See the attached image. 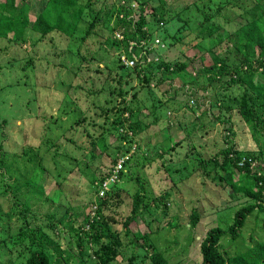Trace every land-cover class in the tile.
I'll use <instances>...</instances> for the list:
<instances>
[{"label":"trees","instance_id":"trees-1","mask_svg":"<svg viewBox=\"0 0 264 264\" xmlns=\"http://www.w3.org/2000/svg\"><path fill=\"white\" fill-rule=\"evenodd\" d=\"M149 2L156 10L152 20L147 17ZM219 2L215 11L207 12L197 27V43L185 44L206 49L213 60L212 64L207 61V54L201 57L194 55L198 59L197 63L190 59L188 63L177 66L166 60L162 51L178 46L183 40L179 36H170L171 40L167 42L168 22L172 21V26L183 22L179 11L172 13L174 1L119 0L120 5L112 2L113 8L101 24L102 28L109 31L106 42L110 51L119 52V56L111 63L107 62L104 69L96 66L92 70L90 63L96 58L88 55L90 52L84 48L89 38L97 33L95 30L100 19L94 7L99 4V0H46L43 8H39L34 16L31 15L32 6L28 0H0L1 39L10 40L13 44L30 43L39 46L48 44V39L54 35L69 38V44L61 52L64 56L61 68L65 72L56 80L60 87L66 88L63 89L64 98L57 92L47 94L46 97L55 112L63 110L64 100L79 104L77 99L72 98L69 92L71 88L75 92L80 88L87 90L90 97L96 95L88 107L79 106L82 116L69 124L61 137L62 142L44 138L52 119L49 121L46 115H40V111L36 120L29 118L35 124H46L43 125L44 134L34 155L38 157L40 167L43 166L47 175L53 178V186L49 185V189L44 187V181L35 187L29 186L28 191L19 196L15 192L11 194V190L21 187L24 182L29 184L31 180L25 177L17 181L12 177L15 182H9L0 192V230L4 227L7 229V235L0 238V264H68L67 261L71 259H78L84 264H137L136 256L139 255L142 256L140 264L147 261L151 264H175L171 261L173 258L170 253L174 252L173 248L177 249L178 242L176 238L173 239L177 232L170 236L167 246L161 239L163 231L173 226L174 222H178L177 227L186 224L180 215L181 207L185 205L190 212L186 220L191 229H196L202 217L201 211L209 216V212L214 209L195 207L194 203L202 202L205 197L196 194L194 189L204 185L206 190L212 182L223 189H229L233 199L244 192V196H249L254 202L241 206L228 228L224 229L220 225L223 228L217 226L209 230L200 246L192 250L189 256H192L193 251L197 253V264H264V240L251 248L255 241L252 235L249 248L240 255L231 254L222 243L224 236H229L233 242L240 240L249 219L253 215L258 219L264 216V151L260 149L264 145V0ZM210 3L217 4L213 0ZM185 5L180 6L181 13L187 7ZM113 20L115 22L112 23ZM162 29L167 33L165 37L160 33ZM116 32L121 33L124 39L114 38ZM158 36L162 37L164 47H151ZM220 47L225 50L223 57L217 52ZM67 51L68 56L65 57ZM123 55L134 60L135 65L127 68L121 60ZM33 61L30 58L27 66L33 67ZM188 65L197 72L196 78L189 80L186 76ZM116 70L126 72L125 76L120 77ZM137 72L142 76L136 75ZM134 77L140 80L139 84L134 83ZM176 77L183 78L193 87L202 78V82L208 86H201L196 91L206 92L208 87L215 90L219 86L225 89L230 80L237 83L243 92L239 95L229 93V102L224 105L220 102L225 100L213 99L204 111L206 120L203 117L201 122L195 119L192 127L187 129L185 139L190 140V152L194 156L188 163L197 165V174L203 178L200 183L197 182L196 173L189 172L186 166L179 167L182 160L174 158L182 147V140L167 147L163 145L165 140L160 136H152L156 143H162L159 156L162 166L158 169L166 173L172 184L164 189L154 184V197H150L148 189L143 185H139L133 194L128 193L129 190L118 185L122 176L117 178L116 174V179H111L115 178L114 171L120 158L130 154L134 136L146 132L152 124H164V129L180 124L177 112L181 108L177 103L182 107L199 108L193 96L179 99L183 103L168 98L153 106L155 99L149 106L143 104L142 99L151 92L152 82L160 87ZM96 87L100 89L94 90ZM142 91L145 93L140 96ZM235 101L236 106L233 105ZM212 109L219 110L220 116L214 118L223 124H232V115L238 112L240 121L249 128L259 154H249L239 148L234 141L232 128L226 132L227 140L220 143V151L212 152L208 149L211 147L206 140L208 138L211 141L212 138L207 123L212 120L214 113H209L210 118L206 115ZM145 110L148 115L141 119ZM100 119H103L102 122ZM90 127H100V131L92 132ZM157 134L161 135V132ZM110 136L128 143L118 145L116 151L110 152ZM103 157L110 159L108 165H103L104 170H91L95 161ZM131 160L129 157L123 165H128ZM47 162L53 171L45 167ZM150 162L156 167L155 158L150 159ZM174 173L178 178L173 177ZM88 180L92 184L88 200L91 202L74 205L70 201L72 194L85 191ZM123 204L128 212L122 210ZM14 219L18 228L13 227ZM171 228L168 229L170 232ZM190 233L193 235L192 231ZM62 238L68 242L66 249L63 248Z\"/></svg>","mask_w":264,"mask_h":264},{"label":"rangeland","instance_id":"rangeland-1","mask_svg":"<svg viewBox=\"0 0 264 264\" xmlns=\"http://www.w3.org/2000/svg\"><path fill=\"white\" fill-rule=\"evenodd\" d=\"M45 1L46 0H37L35 2V0H33L31 2L28 0V3L32 6V16H34V13H36L39 8H43V3H45ZM113 1L120 5L119 0H99V4L94 7V12L98 13V17L100 19L99 25L95 30L97 33L89 38L84 48L85 51L90 52L88 55H92L96 58L95 61L90 63L92 70L96 66L104 69V67L107 66L106 64L111 63L116 56H119V52L110 51L109 45L106 42L109 31L102 28L101 25L105 16H107L113 8ZM172 1L175 2L172 8V13L176 14L179 11L183 22L175 26H172V21L168 22L169 38L167 42H170V36H179L183 40L182 43H178V46L169 48L168 51H162V53L166 55V60L177 66L183 63H188L190 59L197 63L198 59H196L194 55L201 57L202 55L205 56L207 54V61L209 64H212L213 60L206 49H199V46H193V44H185L191 42L194 44L197 43L196 35L199 32L197 27L201 24L207 12L215 11L214 8L221 3L219 2L220 0H213L217 3L216 5H212L210 0ZM184 4H186L185 7H187L181 13L180 6ZM147 6V17L152 20L156 14V10L152 8L154 5L151 2H149ZM211 8H213V10H211ZM113 22L115 21L113 20L112 23ZM186 23L188 25H186ZM160 33H162L163 37L167 35L166 31H163V29ZM79 35H81V33ZM114 38L123 40L124 36L121 33L116 32L114 33ZM155 39H158L159 41L158 43L154 41V43L151 44V47L163 48L164 43L162 41V37L158 36ZM48 40V44H40L37 46L31 45L30 43L20 45L15 43L13 44L10 40L0 38V147H2L0 150V192L7 187L9 182H15L12 177L17 179V181H22L25 177L30 178L31 180L28 182L29 184L24 182L21 187H14L11 190V194L15 192L19 196H22L25 192H27L29 186L35 187V185L40 183L42 184L44 181L46 182L44 187L49 189L51 185L53 186V178L47 175L48 173H46L43 169V166L42 168L40 167L38 157L34 155L38 144L41 143V136L44 132L43 125L46 124H35V122L30 121L29 118L36 120V115L40 111V115H46L49 121L52 119L53 122L49 125L48 132H45L47 136L44 138H50L52 141L62 142L60 141L61 137L63 133L66 132L69 124L73 122L74 119L76 120L82 116V110L80 107H88L90 103L96 99V95H92L90 97L87 90L80 88L77 92H75V90L71 88L69 92L71 93L73 99L78 100L79 104L69 103L68 100H64L63 110L55 112L54 109L51 108L49 102L46 100L47 94L57 92L61 98H64L63 89L66 88L60 87L56 80L63 76V73L65 72L64 69L61 68L62 61L64 60V56L62 57L61 52L64 48H66V45L69 44V38L54 35ZM217 52L220 54V57H223L225 50L220 47L217 48ZM65 55V57L68 56V51ZM151 57L152 56H150V58ZM30 58L34 59L31 63L33 64L31 66L33 67H29V65L27 66V62ZM188 66L186 76L189 80L196 78L197 72L192 70L191 65ZM127 68L129 67L127 66ZM116 73L122 77L125 76L126 72L124 73L116 70ZM136 75L142 76L138 72ZM134 79V83L136 85L140 83V80L137 79V77H134ZM202 81L203 79L200 78L198 85L194 87L191 83L187 84L186 80L181 77H176L172 80L170 79L160 87H157L156 84L152 82L151 92L146 95L145 99H142L143 104H147L149 106L151 105L152 100L155 99L152 104L153 106L157 103L165 102L168 98H173L176 101H179V99L185 100L187 97L193 96L195 100H197L196 103L199 108L193 109L186 107L185 105L182 107V105L177 103V106L181 108L180 111L177 112L180 124H174V126L168 129H164V124H152L153 126H151L146 132L143 131L139 135L134 136L135 140L131 144L132 147L129 152L130 154H127L132 160L128 165H123V169H121V172L117 174V178L122 176L118 185L126 190H129L130 192L128 191V193L133 194L138 189L139 185H143L148 189L150 197H154V184L161 189L168 188L172 184V180L166 176V173H163V171L158 169L162 166L161 161H159V156L162 152V143H156V140L152 136H160L161 139L165 140L163 145L167 147H171L174 142L182 140V147L181 149L179 148V152L175 155V160L179 158L182 160L179 167L186 166L189 172L194 174L199 172L197 171L198 169H196L197 165L192 166L188 163V161L194 156L190 152V140L185 139L187 137V129L192 127L195 119L198 120V122H201L202 117L206 120L204 111L209 108L208 106H210V102L213 99L216 98L218 100H225L224 102H220L224 105L229 102V93L239 95L243 92V89L237 83L230 80L226 83L225 89L223 86H219L215 90L208 87L206 92L196 91V89H199L201 86H208L207 83ZM99 89L100 87L94 88V90ZM144 93L145 91H142L140 96H143ZM191 104L194 105V102L192 101ZM117 105H119V103H117ZM233 105L236 106L237 102H233ZM161 108L162 106L158 109L161 110ZM209 113L214 114L211 116L212 120L207 123V128L209 129L210 137L212 138L211 141H208V138L206 140L208 145L211 147L208 149H211L212 152L220 151V143L227 140L226 132L229 128H232L234 132V141L239 148L245 150L249 154H259L258 147L254 144L249 128L245 123L240 121L241 116L238 112H235L232 115V124H223L222 121L219 122L216 120L214 117L220 116L219 110L217 109L208 111L206 115L208 118H210ZM147 115L148 113L145 110L141 119H144V116L147 117ZM150 116L151 121H153V116ZM102 120L103 119H100L101 122ZM27 124H30V128ZM197 125L201 126L202 124ZM50 127L51 129L49 130ZM99 128L90 127V130L92 132H99ZM202 128L205 127L202 126ZM199 130L204 132L202 129ZM159 132H161V135L157 134ZM199 136H201V134H199ZM166 139H168V141ZM127 143V141L125 142L124 140L122 141L121 139H117L115 136H110L108 138V144L110 147L108 151L114 152L116 151V146L126 145ZM86 146L89 147L88 145ZM260 149L264 151V145H262ZM244 155H246V153ZM119 156L121 157L122 153H120ZM152 158H155L156 160V167H153L152 162H150V159ZM109 160L110 159L103 157L96 160L94 165L90 168L93 171L97 169L99 172H102L104 170L103 165H108ZM172 164L173 163H171L169 167ZM117 166L118 164L115 169H117ZM45 167L53 171V168L49 166L48 162L45 164ZM173 177L178 178V175L174 173ZM84 179L87 180V178ZM138 179H140L139 182L142 184L138 182ZM200 179L203 178L200 174H197L198 183H200ZM212 184L213 182L208 185L206 190H204V185L194 189L196 194L205 197L202 199V202L194 203L195 207L204 206L207 209H214L209 212V216H206L203 210L201 211L202 217L196 229H191L190 224L186 220V217L189 216L190 212L188 211L187 205H185L184 207H181L182 210L180 215L183 217L182 221L186 224L181 227H177L178 222H174V228H171L173 227L171 226L163 231L161 239L164 241L165 245H167V242L170 240V236L177 232L173 236V239L176 238L178 242L177 249L171 246V248L174 249V252L170 253V257L172 255L171 258H173L171 261L175 264H197L196 261H199V256L194 251L198 245L200 246L201 240L205 238L209 230L220 225H222L224 229L228 228L233 223L235 212L241 206L243 207L254 202V200H252L249 196H244V192H240V195L233 199L229 195L231 194L229 189H223L222 186ZM85 189V191H75L72 194L70 201L74 205L79 206L85 204L86 202H91L88 201L92 191V184L89 180ZM95 196L96 194H94V198ZM65 199L67 200V198ZM194 204L191 205V210ZM122 210L124 212L129 211L124 204L122 205ZM257 211H255V214ZM88 212H90V210ZM91 214H93V211ZM160 216H162V212L160 213ZM220 221H223V223H220ZM13 222V227L18 228L19 225L15 219ZM139 224L142 227H145L142 225L143 222L139 221ZM1 225L2 224L0 223V227ZM222 226L220 227L223 228ZM165 227H167V225H165ZM170 228L172 232L168 230ZM190 231L193 232V235H191ZM6 235L7 229L4 227L0 230V238ZM252 235L255 241L252 242L251 248L257 246L258 242L264 240V216H260L258 219L255 215H253V217H251L246 223L245 228L242 230L240 240L233 242L229 236L222 237L223 247L229 250L233 255H240L247 250V248H249V239ZM192 239H194V242H192ZM62 245L63 248H68V242L64 238H62ZM192 250H194L192 252V256H189V253ZM167 256H169V253ZM141 258V255L136 256L137 264H140ZM183 260L184 262L182 263ZM192 260L196 261L194 262ZM67 263L84 264L78 259H71L67 261ZM61 264H64V262ZM145 264L151 263L150 261H147Z\"/></svg>","mask_w":264,"mask_h":264},{"label":"built area","instance_id":"built-area-1","mask_svg":"<svg viewBox=\"0 0 264 264\" xmlns=\"http://www.w3.org/2000/svg\"><path fill=\"white\" fill-rule=\"evenodd\" d=\"M158 41L159 40H157L156 42L158 43ZM121 60L123 61V64L126 65V66L132 67V66L135 65V61L134 60H130L126 55H123L121 57ZM128 158H129V156H123V157L120 158V160L118 161L117 169H115V171H114L115 178L111 179L112 181L116 179V174H118L121 171V169H123V164ZM105 185H106V187H108V183L107 182H106ZM106 187H105V189H107Z\"/></svg>","mask_w":264,"mask_h":264},{"label":"clouds","instance_id":"clouds-1","mask_svg":"<svg viewBox=\"0 0 264 264\" xmlns=\"http://www.w3.org/2000/svg\"><path fill=\"white\" fill-rule=\"evenodd\" d=\"M157 40H158V39H156L155 42H156ZM156 43H157V42H156ZM125 156H129V155H125ZM122 157H123V156H122ZM128 159H129V158H128ZM119 173H120V172H119ZM119 173H118V174H119ZM108 189L110 190L109 185H108Z\"/></svg>","mask_w":264,"mask_h":264}]
</instances>
